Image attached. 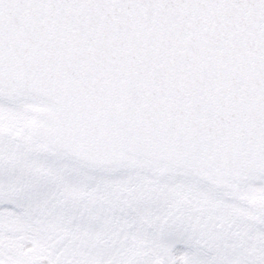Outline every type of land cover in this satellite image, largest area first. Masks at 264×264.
<instances>
[{
	"label": "snow or ice",
	"instance_id": "1",
	"mask_svg": "<svg viewBox=\"0 0 264 264\" xmlns=\"http://www.w3.org/2000/svg\"><path fill=\"white\" fill-rule=\"evenodd\" d=\"M0 264H264V0H0Z\"/></svg>",
	"mask_w": 264,
	"mask_h": 264
}]
</instances>
